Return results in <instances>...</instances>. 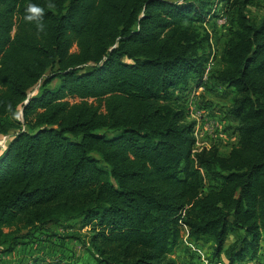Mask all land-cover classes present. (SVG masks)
Returning a JSON list of instances; mask_svg holds the SVG:
<instances>
[{"label": "trees", "instance_id": "trees-1", "mask_svg": "<svg viewBox=\"0 0 264 264\" xmlns=\"http://www.w3.org/2000/svg\"><path fill=\"white\" fill-rule=\"evenodd\" d=\"M212 1L0 0V264L86 228L88 260L47 264H179L205 246L209 264L258 260L264 16L226 0L211 24ZM193 84L233 94L227 155L195 152Z\"/></svg>", "mask_w": 264, "mask_h": 264}, {"label": "rangeland", "instance_id": "rangeland-1", "mask_svg": "<svg viewBox=\"0 0 264 264\" xmlns=\"http://www.w3.org/2000/svg\"><path fill=\"white\" fill-rule=\"evenodd\" d=\"M217 1L218 0H213L212 2H217ZM224 1L225 2L221 3L217 8L221 17L217 19H212L211 24H215V22L218 25L225 24L224 6H226L225 3L227 2L226 0ZM249 12L252 18L256 19V21L259 22L264 16V0H255V4H253L249 8ZM204 26L207 29H209V31L212 30V28L209 27L210 25H208V23H205ZM218 30H220L221 32L220 28ZM14 34H15V30L13 32V35ZM220 45L221 43L219 42L217 47L219 48ZM217 47L215 49H217ZM76 51H77V47L74 46L72 48V52L74 53ZM211 65L212 64H210V67ZM207 86L213 87V84H209ZM192 87L194 88L195 85L193 84ZM194 90L192 89V91ZM212 90L206 89V87L205 89L196 88L195 96L198 94H203L204 92L205 95L204 97H200L196 103L193 102L191 106L192 113L200 120V123L197 122L196 129L198 131L200 129V132L203 136L204 141H201V144H203V142L205 143L208 142L209 145L216 144V146L219 147L220 151L224 155H227L229 151L232 149V147L238 141L237 139L238 137L236 133L237 125L230 119V117L227 115L225 110L230 105L233 94L230 93V91L225 87L223 88L217 87L215 90L213 91ZM192 91L189 90V93H186V96L188 97L189 95L190 98L191 95L190 92ZM68 100L70 102H73L74 100L78 102L81 101L73 98H68ZM89 101L93 102L95 100H89ZM22 116L23 113H21V117ZM192 119H193L192 116H190V120ZM3 145H5V140L0 142V146ZM89 236H90L89 229L86 228L82 231L80 230L79 236H77L78 238L76 239L73 240L64 239L56 244L43 243V245H41L38 248H32L29 251L20 249L17 252V254H15L14 256H10V257L4 256L3 258H5L7 264H20L21 262L25 264H32L35 259H38L40 262L36 261L33 264H47L53 260H59V259H62V261L64 262L65 261L80 262L83 260H88L89 255L85 253L84 242L88 240ZM182 238L184 243L190 247L191 245L188 243V231L186 228L183 229ZM200 251L202 252V254L198 253L197 258L195 259L190 258V256L187 255V253H184L182 251H177L174 254V257L178 260L179 264H208L209 263L208 254H210L212 250L210 249V247L205 246ZM261 264H264V260L262 261Z\"/></svg>", "mask_w": 264, "mask_h": 264}, {"label": "clouds", "instance_id": "clouds-1", "mask_svg": "<svg viewBox=\"0 0 264 264\" xmlns=\"http://www.w3.org/2000/svg\"><path fill=\"white\" fill-rule=\"evenodd\" d=\"M47 7L54 8L55 5L52 3H49ZM25 11H26V15L24 19L29 23L33 21L37 22L38 31H43L44 25L43 23H41V21L44 15V9L38 5L29 3Z\"/></svg>", "mask_w": 264, "mask_h": 264}, {"label": "built area", "instance_id": "built-area-1", "mask_svg": "<svg viewBox=\"0 0 264 264\" xmlns=\"http://www.w3.org/2000/svg\"><path fill=\"white\" fill-rule=\"evenodd\" d=\"M210 64H212V60H211ZM210 64H209V66H210ZM209 69L210 68H208L207 72L210 71ZM192 116L197 120L198 123H200L199 118H197L196 116H194L193 113H192ZM195 138H196V148H195V152L196 151H202L205 148H210L211 145H209L208 142L207 143L203 142V144H201V141H204V140H203V136H202V134L200 132V129H199V131L197 129H195Z\"/></svg>", "mask_w": 264, "mask_h": 264}, {"label": "crops", "instance_id": "crops-1", "mask_svg": "<svg viewBox=\"0 0 264 264\" xmlns=\"http://www.w3.org/2000/svg\"><path fill=\"white\" fill-rule=\"evenodd\" d=\"M198 253L202 254V252L200 250H198ZM263 260H264V249L262 250V252H261V254H260V256H259L257 261H254V262L247 261L244 264H261Z\"/></svg>", "mask_w": 264, "mask_h": 264}]
</instances>
